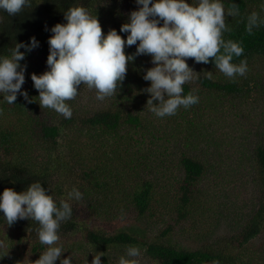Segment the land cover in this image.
I'll use <instances>...</instances> for the list:
<instances>
[{"label": "trees", "instance_id": "16d2710c", "mask_svg": "<svg viewBox=\"0 0 264 264\" xmlns=\"http://www.w3.org/2000/svg\"><path fill=\"white\" fill-rule=\"evenodd\" d=\"M187 2L191 3V0ZM233 2L239 6L240 15H226L230 31L223 34L224 39L239 41L243 46L242 56L234 57V63L246 60L248 67L254 66L264 60V26L249 34L245 24L253 11L264 17V0H224L225 7H231ZM76 4L89 8L96 15L102 34L115 29L122 39H126L128 33H120L121 25L129 22L130 13L140 7L135 0H32L30 7L14 16L0 11V54H7L21 41L29 43L30 37L35 36L39 41V46L20 61L21 65H26L22 90L28 93L32 102L19 94L14 104L0 102V193L5 188L21 192L36 180L52 192L57 201L67 199V193L73 187L79 189L83 200L69 201L73 214L61 224V239L78 230L91 244L115 247L117 251L129 245L138 246L142 256L158 264H255L241 248L264 231V200L258 201L257 208L243 221L240 231L230 236L231 242L227 241L225 245L181 249L152 240L154 238L144 231L140 236L130 224L116 227L129 214L152 215L155 206H160L163 207L159 214L164 224L160 236L186 225L198 226L197 232L201 235L209 233L214 216L207 213L212 210L211 204L207 208L210 197L200 187V179L213 169L221 173L220 178L213 180V187L218 186L216 182L233 176L235 171L245 172V178L250 176L252 185L264 194V132L259 134L252 151L241 152L232 147L237 134L242 131L241 126L235 129L233 140H229L231 136L227 133L214 135L210 140L215 131L208 126L211 111L219 117L230 114L227 109L230 97L238 98L246 105L257 98L264 108V94L255 90L257 87L264 89L262 80L253 81L249 77L240 83L235 77L214 79L212 76L220 70L210 57L209 62L203 64L215 72L211 78L202 74L196 80L197 86L189 83L183 86L185 94L194 91L199 102L187 109L180 107L175 115L159 118L149 111L147 100L151 94L144 91L151 82L145 81L143 76L154 65L150 55H139L126 64L125 78L118 84L114 96L97 101L95 90L81 84L78 95L67 101L73 114L71 119H65L54 110L40 106L39 91L34 87L31 75L48 70V40L53 35L50 29L57 23H66L65 12ZM20 51L25 50L21 48ZM124 51L126 55L135 54L136 45L125 46ZM187 60L194 61L187 58L186 63ZM205 91L218 94L219 104L214 110H210L209 105L215 94L208 96ZM259 115L264 117V109ZM77 138L78 145L69 146L68 151L61 148L64 141ZM173 146L175 149L169 152ZM91 147L95 150L89 155L85 149ZM230 148L235 151L229 153ZM226 151L228 153L224 154ZM234 155L237 161L228 165ZM222 165H227L233 172L227 167L226 172H221L219 166ZM164 171L178 172L179 181L173 189H163L165 194L160 197L155 177L162 179ZM241 174L238 182L245 180ZM78 206L115 220L110 229L117 230H88V220L80 221L75 214ZM3 215L0 211V245L5 242L8 252L0 258V264H6L13 254L30 244L31 252L36 254L35 262L46 247L39 242L38 223L18 219L9 226L3 221ZM232 244L237 247L233 252L229 250ZM260 260L264 263V254ZM102 264L112 263L103 257Z\"/></svg>", "mask_w": 264, "mask_h": 264}, {"label": "clouds", "instance_id": "9594fccd", "mask_svg": "<svg viewBox=\"0 0 264 264\" xmlns=\"http://www.w3.org/2000/svg\"><path fill=\"white\" fill-rule=\"evenodd\" d=\"M135 3L140 7L132 11L129 22L120 27V33H128L126 39L115 29L102 34L96 15L81 4L65 12L66 23H57L50 29L53 35L48 40V70L31 75L42 108L71 119L72 108L67 101L78 95L81 84L95 90L97 101L114 96L118 84L125 78L126 64L139 55H150L154 65L143 76L145 81L151 82L144 91L151 94L147 100L149 111L159 118L175 115L180 107L187 109L199 102L194 91L184 92L183 86L194 79L195 72L186 63L187 58L207 64L211 57L215 67L230 79L247 73L246 60L233 62L234 57L242 56V44L225 40L223 35L230 31L226 15H240L236 3L229 8L225 7L224 0H191V3L187 0H135ZM31 4L32 0H0V11L14 16ZM261 26H264V17L259 13L253 11L247 16L245 30L249 34ZM132 45H136L135 54L126 55L125 46ZM38 46L39 41L33 36L29 43L21 41L7 54H0V102L14 104L18 94L32 102L22 90L26 65H21L20 61ZM21 48L25 51H20ZM206 76L210 79L211 72H206ZM73 200H83V193L76 187L67 193V199L57 201L39 180L21 192L5 188L0 193V211L7 225H13L18 219H31L39 225L38 239L46 247L34 264H54L65 251L59 243V230L61 224L72 217L69 201ZM7 252L0 245V258ZM101 256L104 253L97 252L91 264H102ZM141 256L138 246L129 245L119 256L118 264H140ZM72 257L60 259V264H72Z\"/></svg>", "mask_w": 264, "mask_h": 264}, {"label": "rangeland", "instance_id": "374dc122", "mask_svg": "<svg viewBox=\"0 0 264 264\" xmlns=\"http://www.w3.org/2000/svg\"><path fill=\"white\" fill-rule=\"evenodd\" d=\"M191 62L192 63L187 60V64L195 72L193 73L194 79L188 82L189 84L196 85L198 76L206 74V72H211V74L215 73L210 71L212 69L206 67L203 63H196L194 61ZM223 76L226 77L219 71L215 73L212 78H223ZM249 77H251L253 81L260 78L262 80L261 85L264 87V60H259L256 65L248 67V71L244 76H236L235 79L241 83L248 80ZM227 78L228 77L225 79ZM198 88L201 87L199 86ZM255 90L259 91L260 95L264 94V89L260 90L257 87ZM205 94L208 96L215 94L211 105H209L210 110H214L219 104L218 94L215 92L209 94L207 91H205ZM227 104V109L230 111V114L228 115H222L223 117H219V115L215 116L213 111L210 112L211 123L208 124V126L210 130L215 131L210 140L214 135L222 136L226 133L231 136L229 140H233L236 135L235 129L241 126L240 130L242 131L237 134L238 137L232 147L233 149L241 150V152L243 150L252 151L254 149L255 142L258 140L259 134L264 132V117L259 115L260 111L264 109L262 108V101L255 98V100L252 99L246 105V103H242L238 98L230 97V101H228ZM221 119H224L225 121L221 122ZM69 136H71V134ZM83 142L84 141L81 143ZM64 143L65 145H62L61 148L65 147V150L68 151L69 146L79 144V139L77 138L70 142L64 141ZM173 149H175L174 146L169 152ZM223 149L226 148L224 147ZM233 149H228L229 153L235 151ZM94 150L95 147L85 149L89 155L93 154ZM227 153L228 151L224 152V154ZM236 161L237 157L234 155L233 158L231 157L228 160V165ZM226 167L229 168L227 165H222L219 166V169L221 172H226L224 171ZM215 170L213 169L205 172L204 176L200 179V187L205 192L206 196L210 197L207 202V208L211 204L212 210L207 211V213L210 216H214V225L209 233L201 235L197 232L198 226L191 228L189 225H186L160 236V233L164 230L163 218L159 214L163 207L160 206L157 208L155 206L154 213L152 215L138 217L136 215L129 214L126 220L123 223H119L116 228H123V224H130V226H132L133 229L136 230V233L140 236V233L144 231L150 238H154L152 240L161 241L167 244L170 243L181 249H196L203 245H225V242H231L230 236H234L240 231L239 228H241L244 224L243 221H245L246 217L257 208L258 201L264 200V194L257 186L252 185L250 176L245 178V172H233L230 168L229 171L233 172V176L227 177V180L225 181L216 182L218 186L216 185L213 187V180L215 177H221V173L215 172ZM240 174L242 180L245 179L242 182H238ZM155 179L157 181L156 190L161 197L165 194L163 189L170 190L175 187L176 183L179 181V176L178 172H165L162 179L158 177H155ZM75 214L80 221L84 219L88 220V230H103L106 232L109 230H117L116 228L110 229L115 220H108L106 215L99 214V212L93 213L89 209H84L83 206H78ZM59 243L65 248V251L61 253V257L58 258L54 264H60V259L70 256H73L72 264H87V261L91 264V260L97 252L104 253V256H101V261L102 258L105 257L108 258L112 264H118L119 256L122 255L125 250V248H122L117 251L115 247L108 248L100 244H91L87 241L84 234L78 230L75 232H69L65 238H60ZM233 244L232 248H229L232 252L237 248ZM243 246L244 247L241 248V250L246 255L251 256L255 264H264L263 261L260 260L264 254V231H262L256 238L249 240L248 243ZM3 247L5 251L8 250V246L5 242ZM30 248L31 244L26 245L21 252L13 254L14 256L11 257L6 264H33L36 254L32 253ZM140 264L158 263L143 255L140 257Z\"/></svg>", "mask_w": 264, "mask_h": 264}]
</instances>
